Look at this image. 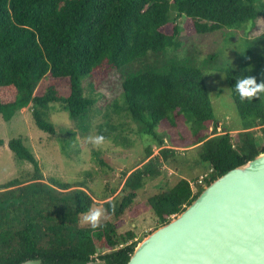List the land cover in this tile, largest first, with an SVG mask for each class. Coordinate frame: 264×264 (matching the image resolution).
<instances>
[{
	"label": "trees",
	"instance_id": "trees-1",
	"mask_svg": "<svg viewBox=\"0 0 264 264\" xmlns=\"http://www.w3.org/2000/svg\"><path fill=\"white\" fill-rule=\"evenodd\" d=\"M260 18L264 19V3L259 0H0V114L10 121L32 106L37 127L54 135L56 126L49 117L52 105L61 103L71 118H83L96 101L85 95L82 81L104 66L129 70L149 54L159 56L178 49L181 34L187 38L210 35ZM167 63L142 65L124 73V106L117 107L147 126L145 134L158 148L165 141L155 129L190 113L195 141L184 148L194 147L200 161L210 166L207 184L264 152L263 96L241 101L234 88L240 78L255 77L250 70L227 73L241 122L236 130L242 131L233 135V130H226L218 135L210 131L215 132L218 125L204 72ZM44 78L69 80L68 98L54 87L36 95ZM255 128L261 130L262 143L250 131ZM9 147L18 160L40 171L24 140L13 139ZM165 150L172 149H161L159 155ZM152 155L149 149L145 158L149 161L127 177L119 194L113 190L100 205L108 210L109 219L103 221L106 227L96 230L81 222V213L96 204L85 190H72L70 184L54 179L45 183L42 178L26 185L18 180L0 185V264L37 259L43 264H86L96 259L127 264L137 234L119 233L126 214L136 218L152 211L159 221L157 229L182 213L204 189L194 192L192 183L181 178L145 204H137L147 180L162 175L159 155ZM113 204L115 215H111Z\"/></svg>",
	"mask_w": 264,
	"mask_h": 264
},
{
	"label": "rangeland",
	"instance_id": "rangeland-1",
	"mask_svg": "<svg viewBox=\"0 0 264 264\" xmlns=\"http://www.w3.org/2000/svg\"><path fill=\"white\" fill-rule=\"evenodd\" d=\"M259 2L264 3V0ZM183 21L181 19L180 22ZM184 28L185 23L181 29ZM184 35L179 38L181 45L178 49L159 56L149 54L142 64H133L129 70L134 72L142 65L161 66L165 61L168 65L176 62L201 69L205 74L216 124H220V130L217 128L214 132L211 128L210 131L221 135L226 130L240 129L241 122L231 97L227 73L248 69L258 83L264 81V19L210 35L191 38ZM129 70L104 66L93 77L82 81L85 95L96 101L83 118H71L63 104H53L49 117L56 126L54 135L37 127L32 106L17 112L10 121L0 114V185L13 180L26 185L37 178H42L45 183L54 179L70 184L72 190L87 191L94 198V207L101 208L113 190L119 194L127 177L149 161L145 159L149 149L153 151L151 158L158 157L161 149H172L159 155L158 168L162 175L147 180L136 203L145 204L148 198L161 189L174 186L181 178L192 183L194 192H198L200 187L205 188L207 181L199 185L198 180L210 176V166L200 161L194 147L184 149L195 141L190 113H184L176 122L164 121L155 129V133L165 141V145L158 148L153 138L145 134L147 126L133 121L126 110L117 109L124 106L121 83ZM50 87L56 88L64 99L70 95L69 80L52 81L50 78L41 81L35 94L41 96ZM250 131L255 133L260 143V128ZM90 135L104 136V145L99 148L93 146L87 141ZM17 138L24 140L36 156L39 172L29 162L18 160L11 151L9 143ZM158 225L152 211L136 218L128 213L119 233L134 231L137 234L134 242H138Z\"/></svg>",
	"mask_w": 264,
	"mask_h": 264
},
{
	"label": "water",
	"instance_id": "water-1",
	"mask_svg": "<svg viewBox=\"0 0 264 264\" xmlns=\"http://www.w3.org/2000/svg\"><path fill=\"white\" fill-rule=\"evenodd\" d=\"M127 264H264V152L213 180L138 241Z\"/></svg>",
	"mask_w": 264,
	"mask_h": 264
},
{
	"label": "clouds",
	"instance_id": "clouds-1",
	"mask_svg": "<svg viewBox=\"0 0 264 264\" xmlns=\"http://www.w3.org/2000/svg\"><path fill=\"white\" fill-rule=\"evenodd\" d=\"M235 91L239 94L241 101L248 100L251 102L253 99H260L264 96V81L258 83L256 77L245 76L240 78L235 83ZM87 141L93 146L99 148L105 143L104 136H88ZM116 206H111V215H115ZM82 223L88 224L93 230L106 227L103 221L109 219L108 210L97 207L90 208L86 213H81Z\"/></svg>",
	"mask_w": 264,
	"mask_h": 264
},
{
	"label": "built area",
	"instance_id": "built-area-1",
	"mask_svg": "<svg viewBox=\"0 0 264 264\" xmlns=\"http://www.w3.org/2000/svg\"><path fill=\"white\" fill-rule=\"evenodd\" d=\"M218 130H220V129L218 128ZM207 178H208V176H206V177H201V178L198 180V184H199V185H204V183H206V181H207Z\"/></svg>",
	"mask_w": 264,
	"mask_h": 264
},
{
	"label": "crops",
	"instance_id": "crops-1",
	"mask_svg": "<svg viewBox=\"0 0 264 264\" xmlns=\"http://www.w3.org/2000/svg\"><path fill=\"white\" fill-rule=\"evenodd\" d=\"M220 124H218V126H219ZM226 130V129H225ZM239 132V130H233V131H231V133L233 134V135H235V134H237ZM185 149V148H184ZM186 149H189V148H186ZM201 177V176H200Z\"/></svg>",
	"mask_w": 264,
	"mask_h": 264
},
{
	"label": "flooded vegetation",
	"instance_id": "flooded-vegetation-1",
	"mask_svg": "<svg viewBox=\"0 0 264 264\" xmlns=\"http://www.w3.org/2000/svg\"><path fill=\"white\" fill-rule=\"evenodd\" d=\"M43 264V263H42Z\"/></svg>",
	"mask_w": 264,
	"mask_h": 264
}]
</instances>
